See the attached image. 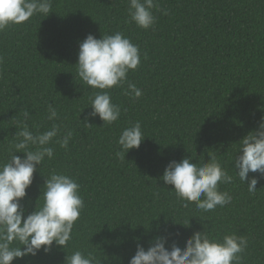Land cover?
<instances>
[{"label": "trees", "instance_id": "trees-1", "mask_svg": "<svg viewBox=\"0 0 264 264\" xmlns=\"http://www.w3.org/2000/svg\"><path fill=\"white\" fill-rule=\"evenodd\" d=\"M158 3L168 12L153 9L156 20L147 30L130 22L128 0H52L48 16L0 31V163L14 151L22 110L29 111L33 132L61 126L49 145L53 158L37 167L26 190L25 215L43 204L53 171L76 179L85 205L65 250L54 242L50 252L12 264H64L66 252L76 250L93 253L100 264H128L137 238L147 248L155 236L169 235V245L183 247L205 229L215 238L246 237L241 264H264V178L249 193L233 168L239 141L264 117V0ZM115 32L139 46L141 62L122 86L108 90L121 107L119 119L107 125L97 115L86 126L90 97L99 90L77 75L79 44L88 34ZM129 82L142 90L139 98L125 94ZM50 103L58 110L55 121L47 119ZM136 121L145 139L122 161L118 138ZM68 130L64 148L56 140ZM209 153L233 176L220 185L233 199L203 212L194 203L185 207L160 177L171 160L192 156L199 164Z\"/></svg>", "mask_w": 264, "mask_h": 264}, {"label": "clouds", "instance_id": "clouds-1", "mask_svg": "<svg viewBox=\"0 0 264 264\" xmlns=\"http://www.w3.org/2000/svg\"><path fill=\"white\" fill-rule=\"evenodd\" d=\"M51 9L52 0H0V31L13 24H22L36 14L46 17ZM153 9L161 10L163 14L168 12L167 9H159L158 0H128L130 22L145 30L155 23ZM140 62L139 46L121 32L102 35L101 38L88 34L80 42L77 75L86 85L99 90L90 97L88 106L92 111L84 117L86 126L91 125L89 119L97 115L107 125L119 119L121 107L112 102L108 90L122 86L128 72L136 70ZM125 94L136 99L142 95V90L129 82ZM47 112L48 120L58 119V110L51 103ZM21 115L24 119L16 133L14 151L10 152V159L0 163V264H12L14 259L36 256L41 249L48 253L54 242L65 250L72 239L74 224L85 206L76 179L53 171L42 188L43 204L36 205L30 214L25 215L22 200L27 195L26 190L33 182L37 167L43 165L46 158H53L54 149L49 145L60 136L61 126L53 123L48 130L33 132L27 124L31 118L29 111L24 109ZM71 138L72 131L68 130L56 142L67 148ZM144 139L141 122H130L118 138L120 151L116 153L117 157L123 161L125 154L130 149L139 148ZM239 142L233 168L239 180L247 185L249 193L254 194L256 185L264 178V117ZM17 152L24 155H16ZM208 157L207 161L199 164L193 161L192 156L180 161L171 160L160 177L165 184L173 186L185 207L194 203L203 212L228 205L233 199L229 192L220 190L221 184L233 182V176L215 153H209ZM249 173L259 175L249 176ZM190 218L183 225H189ZM168 241L169 235H157L145 248L137 238L135 254L128 264H241V254L248 247V239L244 236L232 233L215 238L206 229L193 232L185 239L183 247L175 241L169 245ZM64 264L100 262L93 253L76 250L70 255L66 252Z\"/></svg>", "mask_w": 264, "mask_h": 264}]
</instances>
